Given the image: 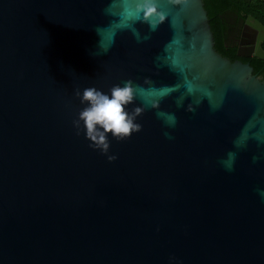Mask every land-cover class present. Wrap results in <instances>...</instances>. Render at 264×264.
<instances>
[{
  "label": "water",
  "instance_id": "obj_1",
  "mask_svg": "<svg viewBox=\"0 0 264 264\" xmlns=\"http://www.w3.org/2000/svg\"><path fill=\"white\" fill-rule=\"evenodd\" d=\"M139 3L0 0V264H264V79L201 0ZM125 81L139 130L109 162L75 93Z\"/></svg>",
  "mask_w": 264,
  "mask_h": 264
},
{
  "label": "clouds",
  "instance_id": "obj_2",
  "mask_svg": "<svg viewBox=\"0 0 264 264\" xmlns=\"http://www.w3.org/2000/svg\"><path fill=\"white\" fill-rule=\"evenodd\" d=\"M137 7L144 17L150 16L156 10L153 0H141ZM135 92L132 82L125 81L122 86H113L107 93L93 87L75 93L84 106L78 112L73 125L78 134L83 131L85 138L89 140V147L106 155L109 162L117 158L114 154L108 155L109 137L125 139L130 133L139 130L134 115L127 110ZM140 111L141 109L137 108L135 113L139 114ZM233 158L234 154L228 153V159L222 161L228 170L232 168ZM257 192L264 199V189H257Z\"/></svg>",
  "mask_w": 264,
  "mask_h": 264
},
{
  "label": "trees",
  "instance_id": "obj_3",
  "mask_svg": "<svg viewBox=\"0 0 264 264\" xmlns=\"http://www.w3.org/2000/svg\"><path fill=\"white\" fill-rule=\"evenodd\" d=\"M209 21L214 48L231 61L240 60L252 67V72L264 79V57L238 55L236 41L226 40L227 16L231 13L241 21L249 20L263 30L260 48L264 53V0H201Z\"/></svg>",
  "mask_w": 264,
  "mask_h": 264
},
{
  "label": "flooded vegetation",
  "instance_id": "obj_4",
  "mask_svg": "<svg viewBox=\"0 0 264 264\" xmlns=\"http://www.w3.org/2000/svg\"><path fill=\"white\" fill-rule=\"evenodd\" d=\"M225 19L227 22V29L225 31L226 40L236 41L238 48L243 47L242 43L246 41L247 36L251 40L259 38L260 29L254 22L249 20L241 21L233 13L229 14Z\"/></svg>",
  "mask_w": 264,
  "mask_h": 264
},
{
  "label": "rangeland",
  "instance_id": "obj_5",
  "mask_svg": "<svg viewBox=\"0 0 264 264\" xmlns=\"http://www.w3.org/2000/svg\"><path fill=\"white\" fill-rule=\"evenodd\" d=\"M247 33H248V31H247ZM261 33H262V31L260 30V35H261ZM255 39L254 40H251V39H249V37L247 36V39H246V41H244L243 43H242V45H243V47L241 48V51L243 52V53H245V52H248V50H250V48H252L254 45H255Z\"/></svg>",
  "mask_w": 264,
  "mask_h": 264
}]
</instances>
